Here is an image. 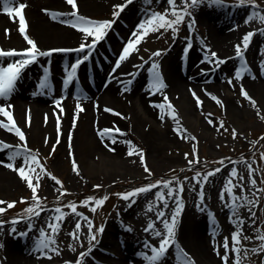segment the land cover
Segmentation results:
<instances>
[{"label":"bare ground","instance_id":"bare-ground-1","mask_svg":"<svg viewBox=\"0 0 264 264\" xmlns=\"http://www.w3.org/2000/svg\"><path fill=\"white\" fill-rule=\"evenodd\" d=\"M112 1L76 0L78 5L77 11L78 14L83 16H88L87 14L89 13L104 12L111 6ZM165 1L163 0V2ZM20 2L25 3L27 6V10L24 9L23 11L26 19V32L37 43L39 49L75 47L84 41V35L80 30L64 23L65 20L72 18L70 15L71 5H67L65 0H12L9 6L18 7ZM137 2L139 0L129 3L121 11L118 16L119 19L114 24V27L118 28L119 32H122L120 38L118 40L114 39L115 41L113 40V42L108 37L109 32L105 36L111 42L110 47L113 53L117 54V58L127 40L134 38L132 33L136 30L138 24L141 23L138 18L135 19L137 21L134 23L131 22L135 18V15H137L134 7ZM3 7L4 0H0V49L21 50L30 47L25 43L23 37L17 34L18 18L14 20L9 17L2 11ZM44 9H48L49 11L46 12ZM223 10V7L213 10L217 11V14H215L216 16L212 15L209 17L206 25L207 31L205 35H202V39L196 38L193 43H189L187 40L182 41L179 38L175 42L173 50L164 57L161 65L162 70L160 72L162 71L161 74L164 76L163 83L165 87L153 98H148L147 95L149 94H146V90L150 86V80L152 79L146 67L139 70V77L141 79L138 83L143 82L139 88L135 86L136 88L132 89L131 86L128 91L127 88L118 85L117 80L119 81L123 78L121 74L129 69L131 57L128 56L121 62L119 68H117L118 70L111 74H102V71L96 70V77L103 79V85L99 84L98 88L105 86L106 89L102 90L100 88V92L94 93V95L90 92L85 97V100H64L62 105L57 107L54 102L55 99H46L44 94L25 91L23 88L30 87L34 82L31 73L35 72L36 66L31 63L23 70L19 77L11 100L0 98V101L12 106L9 110L13 113L15 121L21 129L26 130L29 127L30 137L27 138V143L32 140L37 141L35 135L39 133H41L42 138L43 136H47L48 143H51L54 138L53 125L59 120V131L57 133L61 136L56 144L62 148L61 152L65 151L67 159L69 154L73 155V159H75L77 166H79L85 176L99 175L105 179L107 184L116 177H144V174H136V168L133 170L132 166H129L127 163L136 157L135 153L129 154L128 152L130 148L128 141L132 140L130 139L131 135L136 136L143 143L146 150L145 160L149 161L155 168H160V164L162 165L163 163V159L160 157L163 147L167 144L179 142V135L176 132L178 125L187 130V134L189 133L194 137L199 136L203 138V136H208L207 140H210L209 138L213 135L214 130L210 129L208 126L209 121L206 119V114L211 111L212 104L207 103L205 106L198 107L190 95L189 89H195L203 100H206L205 95L208 93H212L217 98H220L222 104H224L227 116L240 129L244 126L245 115L264 116V26L257 29L254 36L249 40L248 47L244 50V55L251 69L247 70L245 77L236 78L235 68L238 65L235 63L237 58H234L231 53L227 52V49H229L232 42L241 40L244 28L251 25L248 24L249 21L242 10L235 9V25H232L233 19L223 17ZM132 11L135 13L132 15L133 18L130 19L131 16L129 14ZM53 13H56L55 19L53 18ZM119 20L127 22L126 26L119 27L117 24ZM6 29L10 31H5ZM89 38L91 39V37ZM100 44L99 42L98 45ZM188 44H191V48L186 53L185 48ZM99 51L95 49V55L93 53L89 60L99 55ZM210 51H215L220 57H227L228 61L224 66L220 64L219 67L204 61V55ZM182 52L186 54L185 61L183 62V71L185 73H182L179 67L181 55H183ZM104 54L106 53L102 55ZM177 54L180 56L178 65ZM46 57L48 59L45 58L43 61L46 59L50 60L54 78H59L60 68L69 62V55L53 52ZM13 60L15 59H12L11 56L0 57V65L6 66L7 63H11ZM111 60H113L112 57ZM93 61H96V59ZM115 62L116 59L114 60V64ZM81 66L82 64L79 68ZM120 68L121 74L118 75ZM217 68L224 70V74H221V76H234L235 85L239 86L240 91L241 87H243L256 103L253 104L246 99L244 105H238L236 94L231 93L230 85L220 81V73L214 72V78L208 80L207 73H213L214 70L217 71ZM203 69H208V71L205 72ZM259 70L262 74H260ZM205 74L206 76H203ZM217 78L218 80L216 81ZM219 81L220 84H217ZM201 90H204V92H200ZM165 94H167L168 101L173 105L172 110L176 112V117H172L169 114L170 110L166 106L163 109L159 106L164 103ZM3 99L5 100L3 101ZM77 104L85 107L83 115L78 114L76 109ZM106 108L114 109V111L109 112ZM0 120L6 122L7 118L0 115ZM112 124L115 125L113 128ZM105 128L120 129V131H113L105 135L101 131ZM97 134H101L99 139L97 138ZM82 135L85 138V148L81 147ZM0 139L10 144L25 142L19 141L15 133L4 127H0ZM31 145L29 144L28 146ZM7 151L8 149L0 151V160L7 159ZM83 151L86 155L82 153ZM16 160L12 162L20 166L22 158ZM55 160L52 167L54 169L61 168L65 163V156L61 153V156L59 155ZM157 160L160 164L155 162ZM228 169L226 167L216 179L210 181L215 190L223 186ZM72 172L68 170L66 176L68 180H72ZM110 174L112 175L111 177L109 176ZM18 177L20 178L18 172L14 169H9L6 163H0V194H6L14 190L18 185ZM244 183L247 186L250 185L248 179H244ZM246 196L248 195H244V198L241 194L236 196L237 207L239 205L242 206L241 200L242 198L245 199ZM141 200L139 199V202L137 201L138 203L136 202L130 208H124L123 205L119 206L118 214L111 218L113 222L106 225V229L101 236L102 246L106 249V256L99 253L94 255L96 259L102 261L101 264H112L108 261L109 258L115 257L120 260L121 244L127 245V248L124 249H127L125 251L129 264H147V261L139 255L140 251H133L136 248L134 247L135 245H142L146 242L142 240L143 237L140 238V231L134 230V223L138 218L133 216L131 220L128 219V215L134 211H137L135 215H141L147 211V209L142 210L144 205L141 203ZM244 207V212L238 211L236 213V216L244 218L242 226H238L234 222L235 217L231 216L228 206L223 207V210L220 212L222 223L217 220L220 233H226L225 235L231 239V234L237 227H242V236L246 229L251 228L252 215L250 211L253 205H248L244 201ZM190 211L191 213L187 212L184 216L185 227L176 236L177 242L174 241L175 249L172 250L179 251L181 254L183 252L184 255H186V252L191 253L192 256L188 259L191 264H221L223 255L221 254L218 257L214 254L213 241L210 233H207L205 216L197 213L194 214V209H190ZM194 215H196L195 221L192 219ZM122 230L126 235L122 233ZM12 234L13 231L11 230ZM27 237H30V234ZM14 244H18V246ZM14 244L7 246L6 249L9 264H52L36 251L38 245L35 246L36 250L29 251L24 238L21 239L18 236ZM94 261L87 259L83 264H96ZM159 264H172V262L167 257L166 263L159 261Z\"/></svg>","mask_w":264,"mask_h":264},{"label":"rangeland","instance_id":"rangeland-1","mask_svg":"<svg viewBox=\"0 0 264 264\" xmlns=\"http://www.w3.org/2000/svg\"><path fill=\"white\" fill-rule=\"evenodd\" d=\"M134 1L136 0H130V3ZM118 3H124V0H113L111 6L104 12L87 14V17L92 19H112L114 21L112 27L109 29V31H107L109 32L108 37L111 38L112 41L116 39L117 32L119 31L118 28L114 27V24H116V20L119 19V17L112 16V12L116 11L114 5ZM224 3H226V5H223ZM223 4L217 5L213 2V0H201V3L197 6H191V0H189V10L191 11L192 15L190 17L185 16V20L179 25L177 36L173 38L171 29L165 31L163 28H161L159 29V31L149 32L141 40L140 44L137 46V50L129 55L131 57V61L128 71L121 74V68L119 69L118 72L120 73H118V75L121 74V76H123V82L120 85L124 88H127L128 91L130 90L131 86L132 89L135 86L139 88V86L143 84V82L140 84L138 83L141 79V77H139V70H141L143 67H146V70L149 69L151 67V61H156L158 65L156 71L160 74V78L164 82V76H162L161 74L162 71L160 72V70H162L161 65L164 57H166L167 54L173 50L174 44L179 40V38H181L182 41H191L192 39L195 40L196 38L202 39V35H205L207 31V21L212 15L216 16L215 14H217V11L213 10L217 9L218 7L224 8L222 12L224 18L228 17L229 19H233L234 22L232 21V25H235L236 23V14H234L235 9L242 10L243 14L245 13L246 18L249 21L248 24H250L251 26L244 28V34L249 31H253L255 34L257 29L264 26V19H261V17L264 16V0H255V8L252 7L250 0H246V2L243 4L240 3V0H223ZM177 6L184 7V4L181 2V0H177ZM134 7L135 12L137 13L138 11L137 14L142 13L143 19H146L149 15L150 10L163 12L166 8H170V5H168L167 0L165 2L161 0L160 3H149L148 0H139V2H137ZM24 9L27 10V6ZM228 9H230L231 11V17L228 16ZM208 11H211V13L213 12V14L209 13ZM135 12L132 11L129 14L131 16L130 19L133 18L132 15H134ZM168 15L169 18L174 19V16H172L171 12H169ZM249 17H251V19H249ZM190 20L192 21L191 30H189L188 28V21ZM126 23L127 22L123 20H119L117 22L119 27H122ZM17 34L22 35L18 29ZM27 34L29 35V33ZM254 34L251 37H253ZM242 38L239 41L232 42L229 49H227V52L231 53V55H234L235 46L238 43L242 44ZM24 41L27 44V41L25 39ZM100 43V45L97 44L94 48L100 50V53L105 52L107 47L111 45V42L106 38L102 39ZM77 46L62 48L71 49L72 51L54 52L69 55V64L67 62L60 68L59 75L61 77L65 75L66 69L70 67L69 65L74 63L76 58L82 56L81 52L75 51ZM157 49H161L162 51L159 53V55L152 56V52ZM244 50L245 49L242 47L241 51L243 52V57H238L235 64L244 65ZM179 57V54H177V65L179 62ZM11 58L18 59L21 58V56H11ZM45 58L47 57L38 56L36 61L32 63L36 66L35 72L31 73L33 75L34 82L30 87H24L23 89L25 91L36 93L37 90L34 87L37 84L40 70L48 68H52L53 70L52 63L43 61ZM141 58H144L143 61L141 60ZM84 64L85 62L82 63L83 66L81 67L83 69L85 68ZM213 65L216 66L215 64ZM221 66H224V64H221ZM239 66L240 65H238L235 70L237 68H240ZM247 66H249L248 63ZM241 69L244 70L243 68H240V70ZM216 70L217 71L214 70L213 73H207L208 77H211V79H213L214 72L220 73V76L221 74H224L223 69L217 68ZM92 71L94 72H92V74H95L96 76V69H92ZM149 75L152 77L153 73L149 72ZM245 75L246 74H244V77ZM203 76H206V74ZM218 78L216 79V81L218 80ZM233 78L234 76L231 75L221 76L220 81L222 83H228L230 85L229 88L232 91L231 93L236 94V102L238 101V105H244V101H246L247 98L242 95L239 86L235 85V81ZM229 79L232 80L231 83H229ZM129 80H131V83H129ZM220 81L217 82V84H220ZM38 83L40 82L38 81ZM47 84L50 85L51 88H59L61 85V80L59 78H51L47 82ZM53 90L55 91V89H52L49 94L52 93ZM74 91L80 92L79 86L78 88L72 87L71 92L64 97L66 98L65 100L77 99V93H75ZM146 91V94H150V92L153 90L149 86ZM200 92H204V90H201ZM14 93L15 90L12 94ZM189 93L193 97L198 107L205 106L207 103L212 104L211 111L207 112L206 114V119L209 121L208 126L211 130H214L213 135H211V137L209 138L211 141L207 140L208 136H203V138L198 136L193 139V135H190L189 133L187 134V130L179 127L180 125H178L177 129H179V131H177L176 129V132L179 135V142H174L170 145L167 144L163 147L160 155V157H162L163 159V163L161 165L158 160L155 161L160 164V168H155L147 160H145L144 162L140 161V153L137 152V149H142L143 155L145 156V147L136 136L131 135L130 139H132V143L128 144L129 147L133 149L132 153H135L136 157L135 159L130 160L127 163L129 164V166H132L133 170L134 168H136V174H144L145 178L116 177L117 179L115 178L113 181L108 182L107 184L105 179L100 177L99 175H90L89 177H87L80 170L79 166L78 171L73 170V155L69 154V157L67 159L65 151L61 152L62 148L59 147L58 144H56L61 136L59 135V133H57V121L53 125L54 138L52 139L51 143H48L47 136H43L42 138L41 133H39V136L35 135L37 137V141H29L28 143L32 145L28 146L29 144L26 141L27 138L30 137V130L29 127L26 130H23L22 128V131L25 133V142L23 143H26L27 148L31 150V152L35 153L38 157V163H33L30 169L26 166V170H28L29 174L33 177V183L39 182L37 194L43 198V202L40 204V207L43 209V211H41L38 216L33 215L28 211V206L33 204L34 201L30 198L31 189L28 187L27 181L24 180L21 176L20 178L18 177V185L14 190H11L6 194H0V201L4 202L3 204H0V207L5 208V211L0 213V220L5 221L3 225H0V264H9L6 249L7 246L14 244L17 236L21 239L24 238L28 250H32V242L34 241L35 237L41 235V229L45 230V234L47 236H52L53 233L51 232V229L48 228V223L57 207H61V210L66 213V216L60 223L59 231L55 234V243L51 245V248L44 247L42 245L43 249H45V252L48 253V255H44L43 257L47 261H50L52 264H64L65 261H70L77 258L81 259V264H83L87 259L89 261L90 259L93 261L95 260L94 262L96 264H101L102 261L96 259L94 255H96V253H99L106 256V249L102 246L101 242V236L103 232L101 233L99 231H96L95 239L91 240L90 244L88 237V223H93L94 231L98 229L100 225H104V231L106 229V225L110 222H113L111 218H113L114 215L118 214L120 208L119 206L123 205L124 208H130L137 201L139 202V199H142L141 203H143L144 205V207H142V210L147 209V211H142L144 213L141 215H135L137 214V211H134L128 215V219L131 220L133 216L138 218L134 223V230L140 231H138L140 234V238H144L142 240L146 241L145 244L149 246H158L159 240L162 238L165 232L162 220L164 218L171 219V214L175 209L176 201L174 198H169L167 200L168 207L164 208V201H157L155 192L163 191L165 194H167L168 189L164 188L163 185H161L148 193H141L135 198H129L128 200H125L118 195L119 193L130 191L133 187H139L146 183H154L156 179H167L171 181L173 185L183 184L184 186V191L182 193H179L181 195L184 206L181 212L176 217L174 241L177 242L176 236L183 231L185 227L184 216L187 212L191 213L190 209H194V214H202L203 216H205L204 213L206 212V210L208 212L211 211L214 215V221L212 222L211 227H208L207 233H210V236L212 238L215 256H221V254L225 251L223 248V239L224 237L228 236L225 235L226 233H220L217 225V220L222 223L220 212L221 210H223V207L228 206V211L230 212V201L227 191L228 187H232V191L236 194V196L241 194L244 198V195H248L245 197V199L242 198V206L239 205L238 207H236V213L238 211L244 212V201L248 205H253V208L250 212L255 213V215H252V221H255V223L250 224L251 228L246 229L244 235L257 237L264 236V155H262L264 154V119H262V117L264 116L245 115L244 123L242 122L244 126L240 129L233 122H231L226 114V111L224 110V104H222V102L217 103V100H213L212 96L206 94V100H203L200 97L202 101V104H200L192 95V89H189ZM12 94L7 99L11 100ZM197 94L199 95L198 92ZM259 94H261V92H259ZM218 99L221 101L220 98ZM4 100L5 99H3V101ZM0 103H2V101H0ZM82 109V107L79 110L77 109L78 114H84L85 109H83L84 111H82ZM111 126L113 128L115 125L112 124ZM0 127L3 126L0 125ZM233 129L236 130L235 136L233 135ZM100 135L101 134H97L98 139L100 138ZM84 142L85 138L82 135V148H85ZM53 145H55L54 150ZM61 153H63V155L65 156V163L64 165H62L63 167L54 169L52 165L56 161L55 159L59 157V155L61 156ZM82 153H84V151ZM185 153H188L189 155L186 156ZM84 155H86V153H84ZM21 158L23 159V156L18 157L17 160ZM221 158H223L222 167ZM189 160L198 162L189 165ZM145 162L148 168L151 170L150 173L145 171ZM40 164L44 166V169L46 171H41L39 167ZM232 166H235L238 170L236 176H230V169ZM226 167H228L229 169L227 170V175H225L223 186L215 190L210 181L212 179H216ZM214 168H219L220 171L209 176L206 182L203 181V176L211 172ZM68 170L73 171V174H71L73 176L72 180H68L66 177ZM48 172L53 173V175H55L59 179V181H62V185L52 180L51 177L47 175ZM196 173H200L199 180H197L196 178ZM109 176L111 177L112 175L110 174ZM174 176L177 179H173ZM185 176H187L189 179L185 180ZM229 179H231L232 181L231 185L227 183ZM244 179H248V181H250L249 186L244 183ZM252 179L256 180V185L251 184ZM241 184L244 185L243 189H241L240 187ZM97 185L99 187H95ZM61 187H63L64 189H68V191L65 192L62 196L60 195ZM201 190L203 191L204 195L203 200L200 199ZM222 192L224 195V199H221ZM89 195L97 198H107L104 200L102 205L95 206V211H93L88 205L79 204L80 200L85 199ZM58 196L60 197L59 199H57ZM21 197H29V199L21 201ZM249 200L252 201L251 204L248 203ZM8 201H16V203L13 206L8 207ZM69 202L77 203V212L82 213L83 217H86V219L81 218L76 213H72L71 210L67 207ZM89 203L94 205L95 201L93 200ZM149 204H152L151 210L148 207ZM204 205L205 208L203 207ZM161 209L164 210L165 217L161 218V220H157V212ZM13 217H21V219L13 223ZM192 219L195 221L196 215H194ZM77 220H79L81 224V227L78 231L75 227ZM150 222L154 224L155 231L160 232L161 235H155L153 231H145L147 225ZM13 227L16 228V232H13V234L11 235V230ZM73 231H77L79 239L73 238V236L71 235ZM22 233L25 234L22 235ZM122 233L126 235L123 230ZM27 234H31V236L27 237ZM45 243H47V241H45ZM174 243L170 245L171 247H168L165 253L166 258L164 257L162 259V263H166V259L168 257L170 258L172 264H185V260H187L188 264H191L189 263L188 259L192 256V254L186 252V255H184L183 252L181 254V252L179 251L172 250L175 249ZM145 244L135 245L134 247L136 248H134L133 251H148V248L144 247ZM231 244L232 240L229 239L230 247ZM14 245L18 246V244ZM69 245H71V247H69ZM238 246L241 249L238 257L240 260V264H264V248H262V250L260 251H254V249L264 246V239L242 238ZM89 247H91L90 253H87L83 257H79L78 254L84 252ZM124 247L127 248V245H120V248ZM52 249H56V251H53ZM123 252L124 251H122V253ZM218 252L220 254H218ZM245 252H247V255H245ZM230 255L233 257V259L236 258V254L234 252H231ZM120 262L123 263L125 261L121 259ZM221 264H224L223 260Z\"/></svg>","mask_w":264,"mask_h":264},{"label":"snow or ice","instance_id":"snow-or-ice-1","mask_svg":"<svg viewBox=\"0 0 264 264\" xmlns=\"http://www.w3.org/2000/svg\"><path fill=\"white\" fill-rule=\"evenodd\" d=\"M12 2V0H4V7L2 11L6 13L9 17L13 18L14 20L18 18V30L21 34L24 35V39L27 41V44L30 45V47H26L21 50L17 49H0V57L4 56H17L21 55L23 58L15 59L11 63H7L5 65H0V98H8L13 93L14 89L17 86V81L19 77L21 76L23 70L31 63L36 61L38 56H48L53 52H64V51H72L71 49H47V50H41L38 48L37 43L28 36L26 32V19L23 14V9L26 7V4L23 2H20L18 7L9 6V4ZM67 4L71 5V19H67L64 21V23L71 25L72 27L80 30L84 35V41H82L75 51H79L82 53L81 57H78L75 59L74 63L70 65L68 69H66V76H65V84L73 82L74 78L78 74L79 66L84 63L85 61L89 60L92 54V50L96 47V45L105 38L107 31L112 27L114 21L112 19H101L96 20L89 18L87 16H83L78 14L77 8L78 5L76 3V0H66ZM149 3H160L161 0H148ZM181 2L184 4V7H178L177 6V0H167L168 5H170V8H166L163 12L160 11H149V15L146 19L143 20V22L139 23L136 30L132 33L133 39L127 40L125 46L122 48L121 53L118 55V59L115 62V67L119 68L122 61H124L133 51L137 50V45L140 44L141 40L152 31H159V29L163 28L165 31L171 29L172 30V36L175 38L177 36V32L179 30V25L181 22L185 20V16H191L192 13L189 10V0H181ZM214 3L217 5H222L223 0H213ZM246 0H240V3H245ZM252 7H256L255 0H250ZM130 3V0H124V3H118L114 5V8L116 11L112 12L113 17H118L120 11L126 8V6ZM201 3V0H191V6H197ZM44 11L48 12V9H44ZM171 12L172 16H174V19L169 18L168 13ZM53 18H56V13H53ZM251 19V17H249ZM261 19H264V16L261 17ZM188 28L189 30L192 29V21H188ZM5 31H10L9 29H6ZM254 34L253 31L246 32L242 38V44L238 43L235 46V53L234 55L236 57H243V52L241 51V48L243 47L246 49L249 44L250 37ZM89 37L91 39L89 40ZM191 48V44H188V46L185 48V52ZM161 49H157L154 52H152V56H157L161 52ZM144 58H141L143 61ZM150 59V58H149ZM228 59L227 57H220L217 55L215 51H210L209 53H206L204 55V61H207L209 63L215 64L216 67H219L220 64H223L225 60ZM158 65L156 61H151V67L148 69L150 73H153L152 79L150 80V88L155 91H159L163 87H165L162 79L160 78V74L156 71ZM241 67H244L241 65ZM115 71V68L113 69ZM203 71L207 72L208 69H203ZM235 77L236 78H242V72L240 68H237L235 70ZM232 80L229 79V83H231ZM129 83H131V80H129ZM39 86L41 88H45L47 86V79H42L39 83ZM241 93L243 96H245L249 101H251L253 104L256 102L254 99L248 94V92L241 87ZM210 96H212L213 99L217 100V103H220L221 101L212 93H208ZM192 95L195 97L196 101L200 104H202L200 96L197 94L196 90H192ZM57 107L61 106V101L59 99L54 101ZM162 109L165 108V106L170 110L169 114L172 117H176V112L173 109V105L168 101L167 94H165L164 97V103L159 105ZM12 106L10 104L0 103V115L3 117H6V122L4 120H0V125H2L5 129L14 132L15 136L19 138V141L23 142L25 141V133L22 131L21 127H19L14 119L13 113L9 110ZM82 106L77 105V109L79 110ZM107 111L112 112L114 109L106 108ZM222 125V122H221ZM57 129L59 131V120L57 121ZM105 135L115 131L119 132L120 129H109L105 128L101 130ZM179 131V129H177ZM236 130L233 129V135L235 136ZM195 139V137H193ZM129 144H131V141H128ZM55 148V145H53V150ZM5 149H8L6 156V160H0V163H6V166L9 169H14L16 172L19 173V175L27 181L28 187L31 189V199L34 201L33 204L28 206V211L32 213L33 215L38 216L43 209L40 207V204L43 202V198L40 197L37 194V190L39 187V182L33 183V177L29 174V171L26 170L27 168H31L33 163H38V157L35 153L31 152L27 148L26 143H16V144H10L9 142L0 139V151H3ZM114 150V149H113ZM133 149L130 147L128 149L129 154H131ZM137 152L140 153L139 159L141 162L145 161V157L143 155L142 149H137ZM186 156H188V153H185ZM264 155V154H262ZM23 156L22 162L20 163V166H17L16 163L12 162L15 161L18 157ZM198 161L189 160V165L193 163H197ZM72 166L74 171H78V166L75 161V159L72 160ZM223 166V158H221V167ZM41 171H46L44 169V166L42 164L39 165ZM145 171L151 172V170L148 168L146 162L144 163ZM250 167V166H249ZM219 168L212 169L211 172L207 173L203 176V181H207L209 176L213 175L216 172H219ZM237 168L235 166H232L230 169V176H236L237 175ZM47 175L51 177L52 180L56 181L58 184L62 185V181H59V179L53 175V173L48 172ZM196 178L199 180L200 173H196ZM173 179H177L175 176ZM185 180H188L189 178L187 176L184 177ZM242 179V178H241ZM229 185L232 184L231 179L227 182ZM256 180L252 179L251 184L256 185ZM163 185L164 188L168 189L167 194H165L163 191H156L155 197L157 198V201H164V208L168 207L167 200L169 198H174L176 201L175 209L172 211L171 219L164 218L162 220L163 227L165 229V232L162 236V238L159 240L158 246L152 245L149 246L147 244L144 245L145 248L150 247V251H145L142 253H139L145 261H147V264H159V261L161 258L165 255L168 247L174 243V228L176 223V217L181 212L183 208V201L181 198V195L179 193H182L184 191L183 184H176L173 185L171 181L164 179H156L154 183H146L139 187H133L130 191L119 193L118 195L124 198L125 200H128L129 198H135L141 193H148L151 190L157 188L158 186ZM95 187H99L98 185ZM241 189L244 188V185H240ZM178 189V191H177ZM68 189H64L61 187L60 189V195L62 196L65 192H67ZM228 194H229V201H230V214L231 216L235 217L234 222L238 226H242L244 222L243 217L236 216V194L232 191V187L227 188ZM60 197L58 196L57 199ZM107 197H94V196H87L85 199L80 200V205H88L93 211H95V206L102 205L104 200ZM204 195L203 191L200 192V199L203 200ZM29 197H21V201L27 200ZM221 199H224L223 192L221 193ZM95 201V204H90V201ZM3 201H0V204H3ZM16 203V201H8L7 206L11 207ZM249 204L252 203L251 200L248 201ZM67 207L71 210L72 213H76L81 218L83 217L82 213L77 212V203L75 202H69ZM149 209L151 210L152 204L148 205ZM5 208L0 207V213L4 212ZM251 215H255V213H251ZM66 216V213L61 210V207H57L55 209V212L53 216L50 218L48 223V228L51 229V232L53 233L52 236H47L45 234V230L41 229V236L44 238L41 241V244L44 247L51 248V245L55 243V234L59 231L60 223L63 220V218ZM165 217L164 210H159L156 215L157 220H161V218ZM21 219V217H13V223H15L17 220ZM5 223L4 220H0V225H3ZM251 223H255V221H251ZM76 230L78 231L81 227V224L79 220L76 222ZM104 225H100L98 229L95 231L93 230V223H88V237L89 242L91 244V240L95 239L96 231L103 232ZM12 231L15 233L16 228L13 227ZM77 231H73L71 235L74 239H79L77 235ZM145 231H153L155 235H161L160 232L155 231V227L153 223H149L145 229ZM243 229L242 227H237L236 230H234L231 234V240L232 244L231 247L229 245V238L224 237L223 239V248L224 253L223 260L224 264H240L239 260V254L241 252L240 247L238 246L240 243V240L243 239H264V236L257 237V236H242ZM25 233H22V235ZM47 241V243H45ZM71 247V245H69ZM264 248L262 246L261 248L254 249V251H260ZM53 251H56V249H52ZM91 247L86 249L84 252L79 253V257L85 256L87 253H90ZM231 252H234L236 254V258L233 259V257L230 255ZM218 254H220L218 252ZM41 255H48L47 252H41ZM245 255H247V252H245ZM64 264H81V259L77 258L70 261H65ZM185 264H188L187 260H185Z\"/></svg>","mask_w":264,"mask_h":264}]
</instances>
